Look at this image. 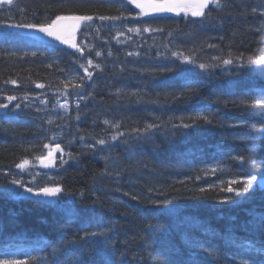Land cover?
<instances>
[{"label":"trees","instance_id":"1","mask_svg":"<svg viewBox=\"0 0 264 264\" xmlns=\"http://www.w3.org/2000/svg\"><path fill=\"white\" fill-rule=\"evenodd\" d=\"M221 3L227 7L211 6L201 17L150 19L125 0H16L0 8V102L16 97L0 110V259L55 264L75 239L82 264H101L105 241L116 264H240L242 257L252 264L254 253L236 255L232 244L264 242V189L257 184L264 167L247 163L264 160V108L241 103L255 105L264 93V66L247 63L264 57V0ZM64 14L93 17L73 49L8 26L46 25ZM115 48L119 55L109 51ZM144 78L146 90L135 89L133 79ZM63 102L70 108L62 115L56 107ZM201 115L212 122L194 120ZM146 125L154 127L145 132ZM56 143L67 162L58 152L52 176H39L37 157ZM24 160L34 164L21 171L16 165ZM252 175L244 196L221 191ZM13 178L32 187L54 183L63 193L56 204L17 198L23 189ZM72 213L77 218L67 223ZM85 231L105 235L80 242ZM206 246L218 255L208 256Z\"/></svg>","mask_w":264,"mask_h":264},{"label":"snow or ice","instance_id":"2","mask_svg":"<svg viewBox=\"0 0 264 264\" xmlns=\"http://www.w3.org/2000/svg\"><path fill=\"white\" fill-rule=\"evenodd\" d=\"M129 3L133 4L135 8L139 9V16H149V15H163V14H175L179 16L181 13L184 14V16L191 15L192 17H201L204 16L205 9H209V5L212 6V9L215 10H223V8L227 7L226 4H222L221 0H128ZM0 4H6L11 5L12 0H0ZM253 11H256V9H253ZM120 17H107V16H101L99 17L100 20H116ZM93 20V17L88 16H82V15H57L55 19L51 21L49 24H42V25H35V24H10L9 27L14 28H21V29H34L36 31L45 33L47 36L52 37L53 39H56L60 41L62 44H68L69 46L76 48V44L74 42L75 34L78 29L81 28V24L84 21H91ZM71 21V24H66L64 22ZM161 29H150V28H144L143 31L149 32V31H160ZM129 32H139L140 29L138 28H129ZM79 51V49H77ZM132 53H129L131 55ZM100 52H96V56H100ZM173 55H177V53H173ZM182 55V54H180ZM215 59V57H213ZM231 59H225L223 60L224 65L231 64ZM247 63L249 65H262L264 66V57L260 58H252L248 57ZM92 61H88V67H92ZM96 67H99V65H96ZM199 67L203 70L206 68L205 64H200ZM85 75L91 78L92 73L88 71V68H84ZM12 83H15V81H12ZM37 88H43V84H36ZM73 87L79 88L80 84H74ZM5 99L8 101V103L0 102V109H6L9 107V104L12 103L16 99L15 96H6ZM42 103L44 101H41ZM242 104H244L246 107H254V106H260L261 108H264V93H261V95L257 98L255 105L249 104L247 101H241ZM61 107H65V105H61ZM15 108L19 109L20 105L16 104ZM194 120H203L205 123H211V119L207 115H201L194 118ZM105 123H108L105 121ZM185 128L191 127L192 125L189 124H183L182 125ZM114 127H119V125H114ZM154 125H146L144 131H149ZM134 131H139V129H134ZM120 135H123L121 133ZM262 137H264V130H262ZM83 139V138H82ZM116 139V136H113V140ZM97 144H105L106 141L103 139H98L96 141ZM45 148H49V144L44 145ZM254 150V147L248 148V151L251 153ZM55 152H61V161L62 163H66L63 159V150L60 147L59 143L55 144V147H53L47 154V156H40L37 157V159L40 160L41 165L44 167H49L55 162ZM69 157H71V154H69ZM241 163H244V158H239ZM247 163L253 167H264V160H261L260 162H257L255 160L249 159ZM29 164L28 160H24L21 163L17 164L16 167L21 169V171H24L26 166ZM217 168L213 167L209 169L208 171L212 174H215L217 172ZM208 174V173H205ZM7 175V173H5ZM199 178V177H198ZM257 177L256 175H252L249 178L245 179L244 181H237L235 179L229 180L228 186L226 188H221V191H227L228 193H234L236 197H242L249 191L253 189L254 182L256 181ZM10 183L16 187V189H23V192L16 191L15 196L17 198L21 197L23 194H30L33 197L36 198H52L57 197L58 194L63 193V189L60 186H39V187H32V186H25V184L20 180L13 178L10 180ZM29 184H34V180L28 181ZM237 183H243L244 187L243 189H236L233 187V185ZM262 187H264V184H262ZM200 192H205L204 188L199 189ZM66 195L71 196V193H67ZM127 195V194H126ZM132 199L138 200L139 198L136 196H133ZM77 218L76 213H72L68 219L67 223H72ZM260 227L262 230H264V216H261V224ZM104 232H88L85 231L84 235L80 237V242H87L90 238H99L101 236H104ZM78 242L74 239L69 242V246L63 250L60 257H57L55 264H82V262L78 261L77 257L75 256L76 248L73 247L77 245ZM233 247L237 249L236 255H239L241 251L247 252V253H254V256L251 257L252 264H264V242L257 245L255 240H244L240 242H233ZM47 247V244L45 245ZM110 246L107 244V242H104V249L101 252V264H116L114 256L115 253L113 251H108L106 249H109ZM42 251L44 249H41ZM203 250L206 252V254L210 257H216L218 255L219 249L213 247V246H206L203 248ZM56 249L53 248V253H55ZM7 255V250H5ZM0 264H28V262L21 260V259H0ZM240 264H249V259L247 258H241Z\"/></svg>","mask_w":264,"mask_h":264},{"label":"water","instance_id":"3","mask_svg":"<svg viewBox=\"0 0 264 264\" xmlns=\"http://www.w3.org/2000/svg\"><path fill=\"white\" fill-rule=\"evenodd\" d=\"M13 1L14 0H12V2ZM141 2H143V0H141ZM0 5H6V4H0ZM172 15H175V14L169 13V14H163V15H149V16H172ZM64 23L71 24L72 22L68 21V22H64ZM77 31H76V33H77ZM23 32H24V34H26L27 36H29V37H31L33 39H36V40H39V41H42V42H45V43H48V44H52V45H56V46H60V47L69 46L68 44H62L60 41H58L56 39H53L52 37L47 36L45 33L36 31L34 29H23ZM27 196L31 197V200H33V201H38V202L51 201V202H55V199H53V197L52 198H36V197L31 196L30 194H27Z\"/></svg>","mask_w":264,"mask_h":264},{"label":"bare ground","instance_id":"4","mask_svg":"<svg viewBox=\"0 0 264 264\" xmlns=\"http://www.w3.org/2000/svg\"><path fill=\"white\" fill-rule=\"evenodd\" d=\"M112 5H113V7L115 8V7H118V5L117 4H115V3H112ZM112 7V6H111ZM64 15H69V14H64ZM91 32H92V34H93V36L95 37V39H97V37L95 36V33L93 32V30H91ZM117 48H115V49H113V51H111V50H109L110 52H113V54L114 55H119V52H118V50H116ZM110 69V67H107V70H109ZM129 78V81L131 82V79H130V77H128ZM133 83H135L133 86H134V88L135 89H137V90H146V87H147V79L146 78H144V79H140V80H138V79H133ZM94 88V87H93ZM93 90V89H92ZM0 174H2V173H0ZM48 216L50 217L51 215L50 214H48ZM54 219H59V216L58 215H55L54 217H53ZM53 220V219H52Z\"/></svg>","mask_w":264,"mask_h":264},{"label":"rangeland","instance_id":"5","mask_svg":"<svg viewBox=\"0 0 264 264\" xmlns=\"http://www.w3.org/2000/svg\"><path fill=\"white\" fill-rule=\"evenodd\" d=\"M85 66L88 67V62L85 63ZM57 100H58V101H55V102L59 104V102L61 101V98H58ZM58 104H57V107H56V108L62 112V115H63L67 110H69V108H70V105H69L68 103H66V102H63V103L61 104V105H65V107H61V105L58 106ZM74 106H76V105L74 104ZM51 149H52V148H48V149H47L46 154H45V157L47 156L48 152H49ZM57 153H58V152H55L54 155L57 154ZM33 164H34V162H33V161H30V164H29V165L32 166ZM40 164H41V163H40V160H38L36 166L39 167V169H40ZM30 166H29V167H30ZM41 175H42V174H41ZM257 183L260 184V185L262 186V184H264V179L259 180ZM49 186L51 187V186H53V184H50ZM263 188H264V187H263Z\"/></svg>","mask_w":264,"mask_h":264}]
</instances>
